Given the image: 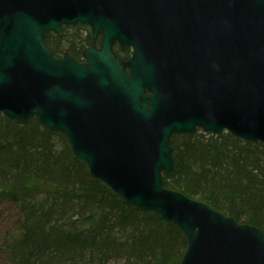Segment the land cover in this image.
Returning <instances> with one entry per match:
<instances>
[{"label":"water","instance_id":"95a60500","mask_svg":"<svg viewBox=\"0 0 264 264\" xmlns=\"http://www.w3.org/2000/svg\"><path fill=\"white\" fill-rule=\"evenodd\" d=\"M78 24L100 48L55 57L46 33ZM0 114L63 134L94 178L177 225L180 264H264L260 229L163 181L175 134L264 144V0H0Z\"/></svg>","mask_w":264,"mask_h":264},{"label":"trees","instance_id":"16d2710c","mask_svg":"<svg viewBox=\"0 0 264 264\" xmlns=\"http://www.w3.org/2000/svg\"><path fill=\"white\" fill-rule=\"evenodd\" d=\"M89 41L45 36L56 57H78ZM171 147L166 188L264 233V144L197 130L173 135ZM0 209V264H180L187 248L177 225L123 200L37 119L0 114Z\"/></svg>","mask_w":264,"mask_h":264},{"label":"flooded vegetation","instance_id":"af4514ba","mask_svg":"<svg viewBox=\"0 0 264 264\" xmlns=\"http://www.w3.org/2000/svg\"><path fill=\"white\" fill-rule=\"evenodd\" d=\"M63 29L66 32V37H67L68 33L71 34L72 31H77L81 37H88L90 39L89 43H87V44H85V46L81 47L78 57L69 53L71 56L75 57L79 62H81V63L85 62V60L83 58V52L86 49L92 48V47H95L97 49L100 48L101 37L99 36L96 40H94L92 30L89 26L78 24V25L64 26ZM113 50L117 56V59H122L124 62H128L133 55V49L131 47H129V46L123 47L119 42H117L114 45ZM65 53H68V52H65ZM64 54H62V56H60V57H63ZM126 70L128 71L129 69H126Z\"/></svg>","mask_w":264,"mask_h":264},{"label":"rangeland","instance_id":"374dc122","mask_svg":"<svg viewBox=\"0 0 264 264\" xmlns=\"http://www.w3.org/2000/svg\"><path fill=\"white\" fill-rule=\"evenodd\" d=\"M7 211H3V209H0V231L2 229V224L4 223L5 226H6V223L4 222V219L6 216H8V212L6 213ZM5 213V214H4ZM0 262H1V259H0Z\"/></svg>","mask_w":264,"mask_h":264}]
</instances>
